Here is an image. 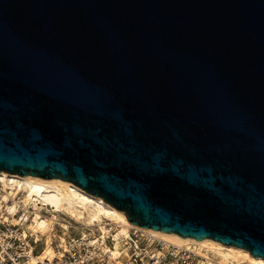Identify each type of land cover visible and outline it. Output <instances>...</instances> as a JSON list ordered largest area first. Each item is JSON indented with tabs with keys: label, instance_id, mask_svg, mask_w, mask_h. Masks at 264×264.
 I'll list each match as a JSON object with an SVG mask.
<instances>
[{
	"label": "water",
	"instance_id": "95a60500",
	"mask_svg": "<svg viewBox=\"0 0 264 264\" xmlns=\"http://www.w3.org/2000/svg\"><path fill=\"white\" fill-rule=\"evenodd\" d=\"M0 170L264 258V0H0Z\"/></svg>",
	"mask_w": 264,
	"mask_h": 264
},
{
	"label": "built area",
	"instance_id": "2783aa9c",
	"mask_svg": "<svg viewBox=\"0 0 264 264\" xmlns=\"http://www.w3.org/2000/svg\"><path fill=\"white\" fill-rule=\"evenodd\" d=\"M4 192L0 182V264H216L192 245H177L140 226L123 233L109 221L103 230L85 228L67 235L64 245L54 242L51 254L41 256L43 240L27 225L33 207L17 200L11 211Z\"/></svg>",
	"mask_w": 264,
	"mask_h": 264
},
{
	"label": "bare ground",
	"instance_id": "6f19581e",
	"mask_svg": "<svg viewBox=\"0 0 264 264\" xmlns=\"http://www.w3.org/2000/svg\"><path fill=\"white\" fill-rule=\"evenodd\" d=\"M0 182L5 189L2 199L8 201L7 205L11 211L15 210L17 200L22 205L30 204L33 207V217L27 225L44 242L41 256L51 254L54 242L64 245L67 231L73 223L80 231L85 228L103 230V224L109 221L116 223L119 231L123 233L132 226H139L130 222L123 211L102 197L93 195L72 181L60 177L43 178L33 174L19 175L0 170ZM9 194L17 196L11 197ZM58 227H61V233H57ZM142 228L177 245H192L201 255L208 258V262L264 264V258L261 256H254L247 249L233 244H224L209 237L197 239L175 232Z\"/></svg>",
	"mask_w": 264,
	"mask_h": 264
},
{
	"label": "rangeland",
	"instance_id": "374dc122",
	"mask_svg": "<svg viewBox=\"0 0 264 264\" xmlns=\"http://www.w3.org/2000/svg\"><path fill=\"white\" fill-rule=\"evenodd\" d=\"M72 220H74V219H72ZM65 223H66V221H65ZM67 225V224H66ZM76 224L75 223H73L70 227H69V230L67 231V235H70V234H74V233H77L78 231H80L78 228H75L74 226H75ZM58 232L57 233H61V227H58ZM44 243V242H43Z\"/></svg>",
	"mask_w": 264,
	"mask_h": 264
}]
</instances>
